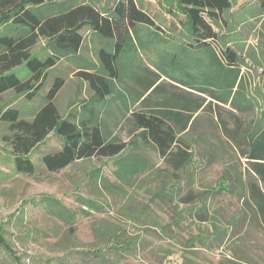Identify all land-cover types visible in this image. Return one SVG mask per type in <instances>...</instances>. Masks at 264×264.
Here are the masks:
<instances>
[{"label": "trees", "instance_id": "obj_1", "mask_svg": "<svg viewBox=\"0 0 264 264\" xmlns=\"http://www.w3.org/2000/svg\"><path fill=\"white\" fill-rule=\"evenodd\" d=\"M72 1L0 0V28H4L0 31V96L13 91L28 102L35 101L50 70L63 63L64 57L79 67L75 74L87 83L92 94L84 103L83 115H61L55 100L66 77L59 75L34 111L20 106L1 110L0 119L10 131L5 141L10 146L11 159L7 158V162H12V170L34 175L38 165L32 155L52 137L61 142L46 147L40 165L50 173L93 156L117 157L128 146L113 133L112 123L118 117L126 119L132 131L137 132L136 140L158 150L165 163L173 167L172 175L183 171L182 180L190 183L196 155L209 162L217 158L218 149L223 151L225 147V141L219 139L215 148L208 134L202 132L198 139L207 144L206 149L194 151L197 138L190 131L200 126L204 112L207 116L213 113L230 144L236 146L248 165L246 175L233 171L222 177V183L231 181L225 188L240 192L243 199L244 212L234 219V227L247 218L249 211L252 221L264 227V112L248 125L238 115L255 112L257 107L249 95L251 83L234 34V18L249 16L264 26V0L236 10L233 0L168 2L169 13L179 17L178 10L184 14L188 33V41L177 43L173 49L167 47V36L186 34L182 25L171 18L165 26L159 24L145 1L105 0L102 7H91L93 14L86 21L78 19V4ZM83 27L92 29L100 39L98 66L78 55L84 40ZM41 40L46 43L37 50ZM229 41L235 45H229ZM145 53L153 55L154 67L145 63ZM236 154H231V159ZM149 168V162L141 157L126 177ZM181 185L175 183L154 196L166 197L170 204L182 201L189 214L212 223L217 236L227 232L228 226L221 224L218 213L210 212L206 201L208 195L218 194V189L208 188L200 195L190 190L181 195ZM237 185L240 191L232 189ZM42 200L56 210L54 214L70 231L75 229L76 214L71 209L51 196H43ZM4 234L0 221V252L15 264H23L22 256L17 255ZM200 239L197 235L189 243ZM231 264L241 263L235 260Z\"/></svg>", "mask_w": 264, "mask_h": 264}, {"label": "rangeland", "instance_id": "obj_2", "mask_svg": "<svg viewBox=\"0 0 264 264\" xmlns=\"http://www.w3.org/2000/svg\"><path fill=\"white\" fill-rule=\"evenodd\" d=\"M142 1L159 24L165 26L171 18L182 25L181 30L186 34L167 36L169 49L188 41L184 14L176 9L179 15L176 17L167 11L168 2L174 0ZM106 2L72 1L78 4L76 13L80 21L92 16L91 7L100 8ZM233 2L235 10L257 4L256 0ZM234 22L236 45L233 41L228 44L236 46L245 62L243 68L251 83L249 95L257 107L255 112L238 114L248 125L264 112V26L261 22L254 23L249 16L234 18ZM82 32L84 40L78 55L98 66L100 39L88 27H83ZM45 43L41 40L37 50ZM143 58L147 65L154 67L152 54L145 53ZM75 61L79 63V59ZM77 70L79 67L64 57L63 63L50 70L46 85L35 101L28 102L24 96L9 91L0 96V111L17 106L34 111L44 102L54 78L63 75L66 83L56 97V106L63 116L71 112L83 115L92 94L87 83L76 76ZM215 116L213 113L207 116L204 112L200 126L190 131L197 138L194 151L200 153L206 149L207 144L198 139L202 132L208 134L215 148L219 139L225 141L224 150L218 149L217 158L209 162L197 154L190 183L182 180L183 171L172 175L173 167L165 163L158 150L136 140L137 132L132 131L126 119L118 117L114 118L112 130L128 143L123 154L114 158L93 156L78 160L60 172L50 173L40 165L46 147L58 146L61 142L52 137L32 155L38 171L34 175L17 173L11 168L12 162H7L10 146L5 136L10 133L9 126L0 119V221L5 227V238L17 255L22 256L23 264H231L235 260L241 264H264V227L252 221L250 211L247 218L234 227V219L244 212L243 199L240 192L225 188L231 181L222 183V177L233 171L246 175L248 165L236 146L230 144V139L222 132L220 120H214ZM230 125L234 126V122ZM214 134L216 137H212ZM231 154H236L234 159ZM141 157L149 162L150 168L126 177L140 163ZM175 183L182 184L181 195L190 190L200 195L216 187L219 193L208 195L206 201L210 212L218 213L221 224L228 226L227 232L217 236L213 232L214 225L189 214L182 201L170 204L166 197L163 200L154 196ZM240 188L237 185L232 189ZM43 196L57 199L76 214L73 231L54 214L56 210L42 200ZM197 235L201 239L190 244L189 240ZM0 264L15 262L0 252Z\"/></svg>", "mask_w": 264, "mask_h": 264}]
</instances>
